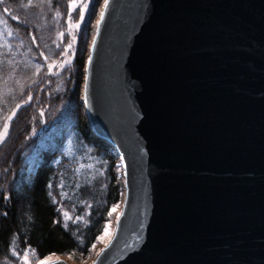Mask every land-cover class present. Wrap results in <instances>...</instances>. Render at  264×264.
<instances>
[{
  "label": "water",
  "instance_id": "obj_1",
  "mask_svg": "<svg viewBox=\"0 0 264 264\" xmlns=\"http://www.w3.org/2000/svg\"><path fill=\"white\" fill-rule=\"evenodd\" d=\"M104 5L82 104L124 198L95 264H264V0Z\"/></svg>",
  "mask_w": 264,
  "mask_h": 264
},
{
  "label": "trees",
  "instance_id": "obj_2",
  "mask_svg": "<svg viewBox=\"0 0 264 264\" xmlns=\"http://www.w3.org/2000/svg\"><path fill=\"white\" fill-rule=\"evenodd\" d=\"M71 1L0 0V129L16 112L0 145V264H20L25 251L81 261L123 202L119 158L94 135L82 104L101 1L90 0L75 37ZM71 53L60 71L48 72Z\"/></svg>",
  "mask_w": 264,
  "mask_h": 264
},
{
  "label": "rangeland",
  "instance_id": "obj_3",
  "mask_svg": "<svg viewBox=\"0 0 264 264\" xmlns=\"http://www.w3.org/2000/svg\"><path fill=\"white\" fill-rule=\"evenodd\" d=\"M100 1H101L100 5H99L100 7L99 6L97 7V12L95 11L94 16L92 17V25L91 26L93 27V29L90 32L91 33L90 36H92L93 32L95 33L96 21L100 17V13L102 11V7H103V4L105 2V0H100ZM89 2H90V0H73V1H71L69 3V12H70V14H72V13L74 14V15L72 14V17L75 18L73 20H76L75 23L73 21V22H71L69 24L70 36L73 35V32H74V37H75V35L77 34V31H79V28L81 27L83 21L86 18V15H87V12H88V7H89ZM81 12H83V18H81ZM92 39H93V37H92ZM90 45H91V43H90ZM65 48H66V51H67V49L69 48V44H66ZM72 56H73L72 53L71 54H66L64 56V59H62L60 63H58V64L57 63L48 64V66H47L48 72H49V65L52 66L51 72H49V73H54L56 71L57 72L60 71L67 62L71 61ZM15 114H16V112L11 113L10 116L12 117V119L14 118ZM12 119L8 121L7 135H8V132H9V128H10V124H11ZM6 139H7V136L5 137V139L2 142H0V145ZM117 162H118V165L121 164L119 162V160H117ZM121 206H122V203L118 204L111 211L110 221L108 222L106 230L99 237V239L96 241V243L93 245L89 255L84 257V258H82L81 261L72 262L69 257H58V256H51V257H48V258H46L44 260H39L30 251H25L21 255L20 264H24V261L22 259V257H24V256L28 257L29 264H48V263L54 262L56 260H64V261L68 262L69 264H92L93 261L95 260V258L97 257L96 253L100 252V250L105 247V244H107L109 242V240L111 239V237L113 235L114 228H115V223H116V220H117V214H120Z\"/></svg>",
  "mask_w": 264,
  "mask_h": 264
},
{
  "label": "snow or ice",
  "instance_id": "obj_4",
  "mask_svg": "<svg viewBox=\"0 0 264 264\" xmlns=\"http://www.w3.org/2000/svg\"><path fill=\"white\" fill-rule=\"evenodd\" d=\"M50 2H51V0H39V3H41V4L50 3ZM27 3H28V7H32L33 6L32 5V0H27ZM107 4H108V0H105V5L104 6H107ZM5 11L7 12L8 9H5ZM103 15H104V13H103V11H101L100 17L102 18ZM81 18H83V12H81ZM11 19L18 21L19 18L17 16H12ZM100 22H101V19H97V21H96V27L97 28L99 27ZM93 41H95V36H93ZM33 42H35V41H33ZM90 51H91V49H90ZM41 55H43V53H41ZM61 55H63V53H61ZM89 59H91V57H89ZM51 68H52V66L49 65V72H51ZM87 70L88 69H87V63H86L85 64V79H87V75H86L87 74ZM17 107H20V105H17ZM11 119H12V117L9 116L7 118V120L5 121L3 129H0V142H2L5 139V137L7 136L8 121L11 120ZM113 207L115 208L116 206L114 205ZM65 215H67V213H65ZM77 219H80V217H77ZM117 219H119V214H117ZM97 239H99V237H97ZM105 247H107V244H105ZM101 252H103V249H101L100 252L96 253L97 258H99ZM22 259L24 261V264H29V260H28L27 256L22 257ZM52 264H57V262L54 261V262H52ZM93 264H95V261H93Z\"/></svg>",
  "mask_w": 264,
  "mask_h": 264
}]
</instances>
